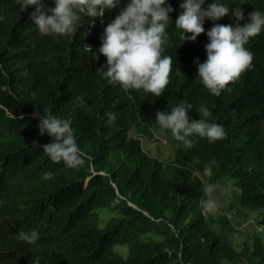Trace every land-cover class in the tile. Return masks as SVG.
<instances>
[{"label":"trees","instance_id":"1","mask_svg":"<svg viewBox=\"0 0 264 264\" xmlns=\"http://www.w3.org/2000/svg\"><path fill=\"white\" fill-rule=\"evenodd\" d=\"M129 2L103 17L81 14L75 33L53 37L30 18L35 7L20 11L16 0H0V264H264V31L247 45L253 67L215 96L197 79L196 61L207 60V31L235 17L206 19L205 33L185 40L174 23L184 0H168L171 82L156 97L109 84L98 71L107 70L99 53L104 30ZM214 2L205 0L204 9ZM216 2L241 8V26L253 11L264 13V0ZM42 5L55 7L54 0ZM181 102L192 105L190 122L207 106L226 138L192 137L186 148L161 130L157 112L170 114ZM45 112L70 122L82 165L54 163L43 151L53 142L38 128ZM155 132L171 140L173 162L144 149ZM229 183V211L258 217L251 242L235 241L228 214L208 217L200 206L209 198L204 185ZM21 230L38 239L22 241Z\"/></svg>","mask_w":264,"mask_h":264},{"label":"clouds","instance_id":"2","mask_svg":"<svg viewBox=\"0 0 264 264\" xmlns=\"http://www.w3.org/2000/svg\"><path fill=\"white\" fill-rule=\"evenodd\" d=\"M20 11L35 7L31 19L42 36H65L77 31L81 14L88 17H103L121 3V0H54L55 7L46 9L42 0H16ZM205 0H184L180 5L182 11L175 20V28L186 34L185 40L196 41L205 33V20L219 21L231 15L235 17L233 24H214L207 31L209 43L205 46L207 60L196 61L198 78L203 86L215 96L227 90L228 85L236 82L243 73L253 67L254 54L248 49L250 40L264 31V13L255 10L249 14V22L241 26L238 21L244 20L241 8L230 9L217 3L210 4L207 9ZM168 0H130L121 9L119 15L108 24L102 36L99 53L107 59V70L98 69L109 84H119L126 90L143 91L160 97L170 84L173 59L165 55V46L169 42L168 27L170 13L174 12ZM51 13V14H49ZM3 20V17H0ZM95 19H93L94 21ZM91 52V47L87 46ZM99 60V56H96ZM81 107H85L83 99H79ZM91 111V108H86ZM191 104L181 102L171 108L170 114L157 112L156 122L159 128L170 132L171 136L186 148H192L195 141L192 137L206 138L216 142L226 138L224 127L210 122L212 112L207 106L198 109L199 119L190 122L188 112ZM37 115H39L37 113ZM108 123L116 119V115L106 113ZM20 119H24L23 116ZM38 125L41 135L47 134L52 143L43 145V151L54 163L63 162L67 167L76 168L84 163L82 153L75 139L70 122L46 113L40 117ZM167 143L166 140L163 141ZM206 175L210 173L206 170ZM53 173L48 172L44 179H51ZM212 185H204L203 192L210 197ZM200 206L204 213L215 210V201L202 199ZM19 238L28 243H35L38 233H25L22 230Z\"/></svg>","mask_w":264,"mask_h":264},{"label":"rangeland","instance_id":"3","mask_svg":"<svg viewBox=\"0 0 264 264\" xmlns=\"http://www.w3.org/2000/svg\"><path fill=\"white\" fill-rule=\"evenodd\" d=\"M166 133L155 132L154 138L149 140L144 138V149L152 156L159 158L162 161L173 162L175 159L176 151L173 147L171 140L166 136ZM166 140L167 143L163 141ZM233 184L229 183V186H214L213 192L210 197L215 201L216 208L213 212L207 213L209 216L217 217L220 214H228L231 217L233 223L237 225L236 234L234 236L235 241L238 243L243 242L244 240L252 241L255 237V225L253 222H256L258 219L256 214H247V212H239L235 210L234 212L229 211V206L231 205V196L235 189L232 187ZM237 213V214H236ZM264 230V227H260V232Z\"/></svg>","mask_w":264,"mask_h":264},{"label":"bare ground","instance_id":"4","mask_svg":"<svg viewBox=\"0 0 264 264\" xmlns=\"http://www.w3.org/2000/svg\"><path fill=\"white\" fill-rule=\"evenodd\" d=\"M260 226V225H259ZM259 231V230H258ZM264 231V230H263ZM260 233V232H259ZM264 234V233H263Z\"/></svg>","mask_w":264,"mask_h":264}]
</instances>
